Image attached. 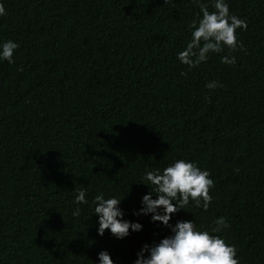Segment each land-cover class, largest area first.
Returning a JSON list of instances; mask_svg holds the SVG:
<instances>
[{"label": "trees", "instance_id": "1", "mask_svg": "<svg viewBox=\"0 0 264 264\" xmlns=\"http://www.w3.org/2000/svg\"><path fill=\"white\" fill-rule=\"evenodd\" d=\"M0 264H264V0H0Z\"/></svg>", "mask_w": 264, "mask_h": 264}]
</instances>
